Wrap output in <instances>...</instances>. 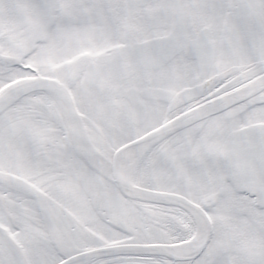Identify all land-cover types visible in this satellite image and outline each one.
I'll use <instances>...</instances> for the list:
<instances>
[{"label":"snow or ice","instance_id":"snow-or-ice-1","mask_svg":"<svg viewBox=\"0 0 264 264\" xmlns=\"http://www.w3.org/2000/svg\"><path fill=\"white\" fill-rule=\"evenodd\" d=\"M0 264H264V0H0Z\"/></svg>","mask_w":264,"mask_h":264}]
</instances>
